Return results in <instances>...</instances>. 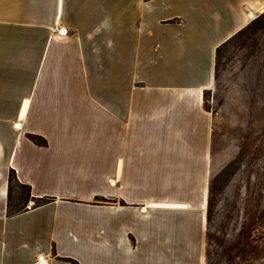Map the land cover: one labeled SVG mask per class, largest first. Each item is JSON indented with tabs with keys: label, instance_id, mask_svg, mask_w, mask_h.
Returning <instances> with one entry per match:
<instances>
[{
	"label": "crops",
	"instance_id": "crops-1",
	"mask_svg": "<svg viewBox=\"0 0 264 264\" xmlns=\"http://www.w3.org/2000/svg\"><path fill=\"white\" fill-rule=\"evenodd\" d=\"M260 10L0 0V264H202V215L155 188L205 177L216 51Z\"/></svg>",
	"mask_w": 264,
	"mask_h": 264
},
{
	"label": "rangeland",
	"instance_id": "rangeland-1",
	"mask_svg": "<svg viewBox=\"0 0 264 264\" xmlns=\"http://www.w3.org/2000/svg\"><path fill=\"white\" fill-rule=\"evenodd\" d=\"M241 30L216 52L214 82L203 93L211 114L205 177L155 188L160 200L190 203L202 215V264H264V10ZM25 195L12 183L10 207Z\"/></svg>",
	"mask_w": 264,
	"mask_h": 264
},
{
	"label": "trees",
	"instance_id": "trees-1",
	"mask_svg": "<svg viewBox=\"0 0 264 264\" xmlns=\"http://www.w3.org/2000/svg\"><path fill=\"white\" fill-rule=\"evenodd\" d=\"M241 31H242V30H240L239 32H241ZM239 32H238V33H239ZM238 33H237V34H238ZM237 34H236V35H237ZM236 35H234L231 39H233ZM228 40H230V39H228ZM228 40H226L222 45H224ZM222 45H220V46L217 48V51L219 50V48H220ZM217 51H216V52H217ZM263 132H264V131H263ZM29 140H31V141H32L35 145H37V146H43V145L45 144V142H44V140H42V138H39V137L34 136V135H30V136H29ZM225 168H226V166L222 168V170L218 173V175L222 174ZM218 175H217V176H218ZM215 178H216V177H215ZM215 178H212V179H211V183L214 182ZM13 179H14V177H13L12 172H11V173L9 174V178H8L10 185H11V182H12ZM27 190H28V188H27ZM45 201H46L45 199H42V200L36 202L35 205H37V204L40 205V204L44 203Z\"/></svg>",
	"mask_w": 264,
	"mask_h": 264
},
{
	"label": "bare ground",
	"instance_id": "bare-ground-1",
	"mask_svg": "<svg viewBox=\"0 0 264 264\" xmlns=\"http://www.w3.org/2000/svg\"><path fill=\"white\" fill-rule=\"evenodd\" d=\"M252 17L250 18L251 20H253L254 19V16L253 15H251ZM62 33H60V35H61ZM15 127H17V125H15Z\"/></svg>",
	"mask_w": 264,
	"mask_h": 264
}]
</instances>
